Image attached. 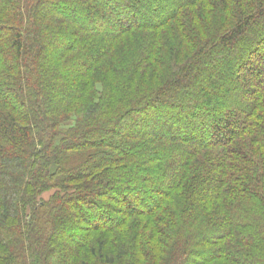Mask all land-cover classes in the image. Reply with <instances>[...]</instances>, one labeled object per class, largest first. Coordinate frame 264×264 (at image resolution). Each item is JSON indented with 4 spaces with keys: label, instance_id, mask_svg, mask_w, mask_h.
I'll list each match as a JSON object with an SVG mask.
<instances>
[{
    "label": "trees",
    "instance_id": "trees-1",
    "mask_svg": "<svg viewBox=\"0 0 264 264\" xmlns=\"http://www.w3.org/2000/svg\"><path fill=\"white\" fill-rule=\"evenodd\" d=\"M0 264H264V0H0Z\"/></svg>",
    "mask_w": 264,
    "mask_h": 264
},
{
    "label": "rangeland",
    "instance_id": "rangeland-1",
    "mask_svg": "<svg viewBox=\"0 0 264 264\" xmlns=\"http://www.w3.org/2000/svg\"><path fill=\"white\" fill-rule=\"evenodd\" d=\"M177 107H180L179 106V104H177ZM168 110V109H167ZM163 119H165V117H163ZM151 122V121H150ZM150 122H148V123H150ZM151 125H152V122L150 123ZM149 124H147L146 126H148ZM129 200H131V201H133V202H135V203H137V205H139L140 204V202H141V200H140V198H138V199H136L134 196H130V198H129ZM141 206H139L138 208H140ZM73 222L77 225V228L76 229H74L73 230V232L71 233V234H73V235H69L70 236V238L71 239H73V240H78V236H79V234H82V230H81V228H83V229H85L86 228V226H82V225H79L78 223V220L77 219H73ZM80 226V227H79Z\"/></svg>",
    "mask_w": 264,
    "mask_h": 264
}]
</instances>
